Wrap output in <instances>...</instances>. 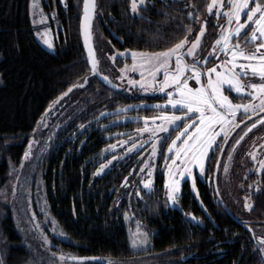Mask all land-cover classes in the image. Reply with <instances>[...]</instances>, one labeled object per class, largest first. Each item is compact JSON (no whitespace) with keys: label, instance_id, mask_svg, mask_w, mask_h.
I'll return each instance as SVG.
<instances>
[{"label":"trees","instance_id":"1","mask_svg":"<svg viewBox=\"0 0 264 264\" xmlns=\"http://www.w3.org/2000/svg\"><path fill=\"white\" fill-rule=\"evenodd\" d=\"M29 2L0 0V264H58L46 249L41 257L33 254L20 232L16 199L23 175L26 207L38 213V185L48 205L46 212L61 234L49 236L54 252L102 260L89 261L91 264H264V249L247 228L254 229L256 236L264 235L258 226L264 224V189L263 197L255 199L248 211L241 210L237 199L241 193L236 186L241 180L239 161L248 150L251 132L237 146L232 186L219 175L223 162L227 165L229 161L216 153L205 165L211 184L197 177L192 189L185 181L177 203L165 206L159 161L152 190L115 207L130 163L121 162L96 175L98 156L119 137L117 131L131 125L129 121L111 124L122 113L103 112L147 98L109 87L98 78V72H90L80 29L83 0H42L55 34V52L37 41ZM209 3L211 0H147L133 14L130 0H96L91 26L96 57L97 48L104 43L110 48L161 51L185 35L193 39L205 21L209 35L217 27L213 13L207 11ZM70 96L74 98L70 115L40 150L34 169L16 173L42 114L53 102L59 104ZM144 110L150 114V108L136 109ZM32 156L31 150L24 168ZM250 176L253 179L255 174ZM260 181L264 186V172ZM37 219L42 222L40 213ZM137 229L149 237L144 248L134 249L130 243V234Z\"/></svg>","mask_w":264,"mask_h":264},{"label":"snow or ice","instance_id":"2","mask_svg":"<svg viewBox=\"0 0 264 264\" xmlns=\"http://www.w3.org/2000/svg\"><path fill=\"white\" fill-rule=\"evenodd\" d=\"M145 3L146 0H131V11L137 13ZM83 5V29L85 43L88 47V58L91 62L90 72L95 74L99 72V60L95 54L96 49L88 41L92 35L91 20L96 14V0H83ZM33 7H35V0H33ZM214 9H216L215 15L218 19L221 16L226 18L228 28L225 29L224 25L218 24L221 35L211 46V51L203 57L200 56L198 50L203 48L201 38L205 35L206 21L194 39L185 35L183 39L165 50L154 52L127 50L125 53H118L120 56L130 55L132 60L131 65L125 64L121 69L122 74L118 77L119 80L127 84L128 91L139 88L145 93L150 91L165 93L167 96L165 104H157L155 107L170 106L172 109L171 112L163 111L161 117L145 116L143 118L145 127L138 129V133H150V138L155 141L152 144L151 153L154 157L157 155L158 145L162 141H166L172 132H175V137L171 139V143L167 147V153L170 155H164L165 167L169 176V180L166 182L167 196L173 202L176 200L181 179L191 177L193 187H195L194 168L198 170L199 174H204L206 161H211L217 152L223 154L224 146L229 144L230 137L232 143L228 153L229 160L232 159L231 152L241 145V142L257 125L264 127V115L259 114L264 113V0H211V3L207 5V11L211 14ZM242 16L246 17L243 22H241ZM233 24L234 27H232ZM248 28H251L250 35L246 31ZM242 30H245L246 37L243 46L240 40ZM191 31L189 28L188 32L191 33ZM233 37L236 38L235 43L232 42ZM45 43L52 47L51 41L45 40ZM249 44L254 47L249 49L247 47ZM219 53H223L224 58H221ZM116 57L117 53H113V62ZM186 57H191V63L185 59ZM210 58H215L218 63H214L212 67H206ZM241 60L244 63H240ZM129 72L139 73V79H136L134 75H128ZM161 73L163 79H158ZM100 74L103 76L102 73ZM249 75L258 77L261 82L245 83L241 79L242 76ZM202 76H206V83L202 82ZM103 79L112 84L114 88L118 89L122 86L113 84L107 76H103ZM190 80L198 84L199 87H193L189 83ZM84 82L87 83V80L85 79ZM72 87H77V85L74 84ZM226 88L233 90L235 94H246L249 99L246 103H234L226 94ZM68 91H71V88ZM62 95H67V93H62ZM51 107L52 105H49V109ZM49 109H46L42 114L37 122V129L33 130L34 133L39 130L41 125L47 127L44 121ZM177 112L180 115H177ZM237 113H241L239 120H237ZM252 116L256 117L255 121L251 120ZM158 118L162 121L160 124H156ZM241 124L244 125V128L237 132ZM80 127L84 128L85 126L82 124ZM170 127L171 131H169ZM234 132L236 135L232 136ZM159 133L165 135L161 137ZM50 139L51 136H49ZM260 140H264V137H261ZM34 143H38L35 137L29 141L28 151L24 153L25 160L31 155ZM124 143H129V141L126 140ZM112 147H116V145ZM137 147H139L138 142L133 143L128 151ZM256 149H260L261 154H264V143L254 142L253 149L247 153L254 161L257 160ZM161 154L163 155V153ZM113 159L116 157L114 156ZM216 163L219 165L218 159ZM258 164L259 169L264 171V159H260ZM145 165L149 170L146 174L147 178L143 179L141 183L145 190L150 191L154 166L147 162ZM103 167L104 165H101V170ZM227 167L224 165L225 171H227ZM21 168H23V162H21ZM140 171L144 172V168L142 167ZM128 182V177H125L124 184L127 185ZM13 193L15 194V189H13ZM137 194L139 195V192ZM245 201V207L251 209L252 205L247 203V196ZM34 218L35 213L33 212L32 219L34 220ZM258 226L264 233V224ZM53 230L55 231V229ZM250 230L261 249H264V235L256 236L255 230ZM43 239L47 241L46 236ZM132 243L135 246L137 240L133 239ZM139 243L143 244L145 240H140ZM59 258L63 260L64 255L60 254ZM70 258L85 259L82 257Z\"/></svg>","mask_w":264,"mask_h":264},{"label":"rangeland","instance_id":"3","mask_svg":"<svg viewBox=\"0 0 264 264\" xmlns=\"http://www.w3.org/2000/svg\"><path fill=\"white\" fill-rule=\"evenodd\" d=\"M147 1V0H146ZM130 9H131V0H130ZM213 11H216L215 9ZM132 12V11H131ZM139 12V11H138ZM133 13V14H138ZM29 17L31 24L34 29V34L37 39V41L48 51L55 52L56 51V43H55V34L53 29L51 28V25L49 24L48 16L43 12L42 9V0H35V7H33V0H30L29 2ZM204 25V22L200 25V27ZM219 25H224L225 29L228 28V25L226 23V18L222 17ZM205 26V25H204ZM235 25L233 24L232 27ZM199 27V29H200ZM206 27V26H205ZM199 33V30L197 34ZM196 34V35H197ZM221 35V29L220 27L216 28L214 40L219 38ZM205 35L201 38V41L204 40ZM195 38V37H194ZM193 38V39H194ZM234 38V37H233ZM45 40L51 41L52 47H49L48 44L45 43ZM105 44V43H104ZM103 47L97 48V58L99 60V72L98 74L102 73L103 76H107L114 84H121L120 90L126 93H129L131 95H134L136 97H146L147 99H144L142 101L129 104L125 107L116 109V110H106L103 112V114H109V113H122L119 116L114 117V119L111 121V124H119V123H126L130 122V126H128L126 129H122L120 131H117V134L119 137H117L112 143H110L105 149L101 151V153L98 156L99 165L96 170V175H101L105 173L107 170H109L111 167L115 166L116 164H119L121 162L123 163H130L129 165V174H128V184H124V180L122 184L120 185L117 195H116V201H115V207H120L122 203L130 202L132 199H137L141 196L142 192H148L149 190H145L141 181L145 178H147V172L148 167L145 165V162L147 164L153 165L152 168V188L154 185V178L156 173V167L161 162V166L164 172V204L165 206H173L177 203V198L180 195L182 184L185 181H188L190 183V186L192 189H195L193 187V180L191 177H185L181 179V183L179 186V191L176 194V200L173 202L168 196H167V188H166V182L169 180L168 171L165 167V160L164 155H170L167 153V147L168 144L171 143V139L175 137V132H172V135L167 138L166 141H162L158 145V152L156 156H152V144L155 142L153 139L150 138V133L144 132V133H138V129L144 128V117H161L163 111H169L171 112L172 109L170 106H167L166 108H156L155 105L160 104L164 105L165 101L167 100V96L165 93H159V92H143L139 88H133L132 91H128V86L123 81L119 80L118 77L122 74L121 69L125 66V64L131 65L132 60L130 55L120 56L118 53H125L127 50H135V51H142V50H136L131 48H110L107 45H104ZM172 47V46H171ZM165 50V49H164ZM162 51V50H161ZM117 53V57L115 62L112 60V54ZM120 62V65L117 66V64ZM218 63V61H216ZM174 66V65H173ZM128 75H134L136 79H139V73H131L129 72ZM158 79H163L162 73L158 77ZM206 83V77L205 80L202 81ZM189 83L193 87H199L198 84H196L194 81H189ZM82 84H79L78 86L82 88ZM228 89V88H227ZM231 90V89H230ZM232 93H234L233 90H231ZM75 94V93H74ZM230 97V93H226ZM235 94V93H234ZM239 96L240 94H236ZM242 95V94H241ZM73 96V95H72ZM72 96L68 97L66 100L61 101L59 104L58 101L53 102L51 105V109L49 107L48 114L45 116L44 123L47 125V127H44L43 125L40 126L39 130L34 133L32 131L30 135V141L33 140L35 137V140L38 141V143H34L32 147V158L27 161L24 170L21 168V165L15 169V172H19V174L26 169L33 168L36 165L37 162V156L40 152V150L44 147V145L47 143L49 136L54 135V133L62 126V124L66 121L68 115H70L71 107L74 103L72 101L74 98L70 99ZM70 99V100H69ZM67 101V102H66ZM144 107V108H150L149 113L145 114L144 112L136 111L137 108ZM124 109H128L129 111L134 110L132 112H126ZM124 112V113H123ZM142 113V114H141ZM177 115H180L179 112L176 113ZM40 120V119H39ZM140 122V123H139ZM162 121L161 119L156 120V124H160ZM151 124V120L149 121ZM179 123V122H178ZM34 129H37V125ZM33 129V130H34ZM169 131H171V127L169 128ZM161 137H163L164 133H159ZM173 136V137H172ZM249 139H247V146L248 149L246 153L243 156V160L239 161L241 164V171L239 174H237L241 180L237 182V188L240 190V194L238 195L237 199L240 200L241 210L242 211H248L249 208L245 207V197H248L247 203H250L253 205L254 200L263 197L262 190L264 189V186L262 185V182L260 179L262 178V174L264 171H261L259 169L258 161L260 159H264V154H261L260 149H256L257 151V160L254 161L251 159L250 156L247 155L249 151H251L254 147V142L264 143V140H260L261 137H264V129L256 128L253 130V132L250 135ZM219 139V138H218ZM129 141V143H124V141ZM147 141V142H145ZM139 144V147L133 149L132 151H128V149L131 147L133 143ZM249 142V143H248ZM180 142L178 141V144ZM249 144V145H248ZM113 145H116V147H112ZM244 149V148H243ZM244 150V151H245ZM242 149H240L238 154L242 153ZM163 153V155H161ZM211 154V152H210ZM218 154V152H217ZM116 157V159H113V157ZM161 157V158H160ZM214 159L216 157H213ZM133 159V160H130ZM25 159L22 160L24 162ZM179 163V161H178ZM207 163V161H206ZM25 164V162H24ZM225 161L222 164L221 172H220V178L226 179L228 181V185L232 186L234 184V179L231 177V175L235 174L236 169L234 170L235 166V160L229 161L227 166L229 167V172L225 171L224 165ZM101 165H104L103 169L101 170ZM144 168V172H141L140 169ZM206 167V166H205ZM227 167V168H228ZM26 170V171H27ZM30 171V170H29ZM225 173V174H223ZM254 173L255 176L253 179H249L251 176L250 174ZM194 175L195 180L197 177L204 180L205 178L209 182V185L211 184V174L206 175V172L204 174H199L198 170L194 168ZM25 176L23 175L19 180V196L16 199V202L18 206L20 207V218L18 220V226L20 227L21 234H24V237L26 240H28V245L32 250V253L41 257L40 252L44 249H46L49 252H52V256L57 260L58 264H91L89 261H81V262H73L70 261L71 254L70 253H58L54 252L51 249L52 241L49 239L50 235L61 237V234L58 232L57 227L50 217V215L47 214L48 205L46 204V201H44V197L42 194L37 190L38 185L35 188V193L37 195V204H38V213L41 214L42 222H38L37 215L38 213L33 211V209H30L26 207V203L23 201V190H24V182H25ZM17 182V181H16ZM251 185V187H249ZM151 188V190H152ZM38 192H37V191ZM139 192V195L137 194ZM225 194V193H224ZM43 197V198H42ZM25 204V205H24ZM36 209V208H34ZM35 213L34 220L32 219V213ZM127 215V213H124ZM194 219V218H193ZM196 220V219H194ZM55 229V231L53 230ZM28 234V236L25 235ZM146 234V237H145ZM47 237V241L43 239V237ZM32 239V240H31ZM133 239L137 240L136 245L134 246L132 241ZM140 240H145V243L140 244ZM130 243L134 249L137 248H144L149 243V237L146 232H141L140 230H135L132 234H130ZM55 254V255H53ZM60 254L64 255V259L61 260ZM72 257H76L72 255ZM69 259V260H68ZM140 260V259H139ZM142 261H133L131 264H141Z\"/></svg>","mask_w":264,"mask_h":264},{"label":"flooded vegetation","instance_id":"4","mask_svg":"<svg viewBox=\"0 0 264 264\" xmlns=\"http://www.w3.org/2000/svg\"><path fill=\"white\" fill-rule=\"evenodd\" d=\"M215 10H216V9H215ZM213 15H214V19H215V22H216V24H217V27H219L218 24L220 23V21H221V19H222L223 16H221V17L218 19L217 16L215 15V11H213ZM244 19H246V17H245V16H242V18H241V22H243ZM217 27H216V28H217ZM215 31H216V29H215ZM215 31L210 32L209 35H208L207 32L205 31V37H204V40L201 41V43H202V45H203V48H202V50H198V51H199V54H200L201 57H203L204 55H207L208 52L211 51V46H212V45L214 44V42H215V40L213 39V38H214V35H215ZM246 31H247V34L250 35V33H251V28L246 29ZM194 37H195V36H194ZM245 38H246V37H245V30H242V33H241V36H240V40H241V45H242V46H243V42H244V39H245ZM235 41H236V38L234 37L233 40H232V42L235 43ZM247 47H248L249 49H252L254 46H253L252 44H249ZM219 55H220L221 58H224V54H223V53H219ZM185 59H186L189 63H191V57H186ZM229 59H230V57H229ZM216 61H217V60H215V58H210V59H209V62H208L207 65H206V67H212L213 64L216 63ZM239 62H240V63H244L243 60H241V61H239ZM173 65H174V63H173ZM173 67H174V66H173ZM221 71H222V70H221ZM162 77H163V74H162ZM205 77H206V76H202V81L205 80ZM241 79L244 80L245 83H249V82L260 83V82H261V81L259 80L258 77H254V76H251V75H249V76H247V77H243V76H242ZM226 93H230V98L232 99V101H233L234 103H246L247 100L249 99V97H248L246 94H242V95L240 94L239 96H237L236 94L232 93V91H231L230 89H227V88H226ZM241 111H242V110H241ZM259 114H260V115H264V113H259ZM240 118H241V113H237V120H239ZM255 119H256L255 116H252V117H251V120H252V121H255ZM245 122L247 123V121H245ZM181 127H182V124H181ZM242 128H244V125H243V124H241V125H240V128L237 129V132H239L240 129H242ZM256 128L264 129V127H262L261 125H257ZM256 128H255V129H256ZM253 130H254V129H253ZM253 130H252V132H253ZM252 132H251V133H252ZM235 135H236L235 132L232 133V136H235ZM231 143H232V140H231V137H230V139H229V144L224 146V148H225L224 153L221 154V153L218 152V156L220 155V159L223 158V160L225 159V160L230 161V160L228 159V153H229V151H230V145H231ZM237 148H238V147H237ZM237 148H236V149H237ZM231 155H232V159H231V160L235 159V158L237 157V151H236V150H235V151H232V152H231ZM227 164H228V163H227ZM229 170H230V169H229V167H228V168H227V171L229 172ZM231 176H232V175H231Z\"/></svg>","mask_w":264,"mask_h":264},{"label":"water","instance_id":"5","mask_svg":"<svg viewBox=\"0 0 264 264\" xmlns=\"http://www.w3.org/2000/svg\"><path fill=\"white\" fill-rule=\"evenodd\" d=\"M92 19H93V18H92ZM83 24H84V5H83V7H82V16H81V20H80V29H81V39H82V44H83V47H84V49H85L86 54L88 55V47L86 46V43H85V33H84V29H83ZM91 26H92V20H91ZM88 43H90V44L94 47L93 42H92V35H91V37L89 38ZM95 54H96V52H95ZM88 61H89L90 65H91V62H90L89 58H88ZM98 78H99V79H100L105 85L114 88V87L112 86V84H109L108 81H106V80L103 79V76H102L101 74H98ZM109 80H110V79H109ZM113 84H114V83H113ZM114 89H116V88H114ZM219 158H220V156H219ZM217 166H218V165H217ZM216 171H217V169L215 170V174H216ZM247 228L250 230L249 227H247ZM78 258H79V257H78ZM82 258H85V259H83V260H81V259H71V260H73V261H95V262H101V261H102L101 258H99V257H94V256H85V257H82Z\"/></svg>","mask_w":264,"mask_h":264}]
</instances>
